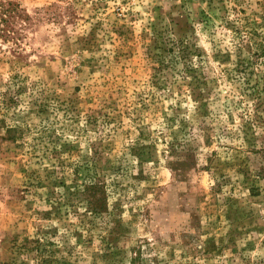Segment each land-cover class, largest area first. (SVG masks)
Here are the masks:
<instances>
[{"label":"rangeland","instance_id":"obj_1","mask_svg":"<svg viewBox=\"0 0 264 264\" xmlns=\"http://www.w3.org/2000/svg\"><path fill=\"white\" fill-rule=\"evenodd\" d=\"M0 264H264V0H0Z\"/></svg>","mask_w":264,"mask_h":264}]
</instances>
